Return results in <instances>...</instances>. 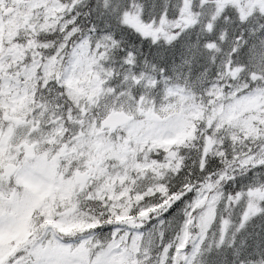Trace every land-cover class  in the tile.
I'll list each match as a JSON object with an SVG mask.
<instances>
[{
  "label": "snow or ice",
  "instance_id": "1",
  "mask_svg": "<svg viewBox=\"0 0 264 264\" xmlns=\"http://www.w3.org/2000/svg\"><path fill=\"white\" fill-rule=\"evenodd\" d=\"M0 264H264V0H0Z\"/></svg>",
  "mask_w": 264,
  "mask_h": 264
}]
</instances>
